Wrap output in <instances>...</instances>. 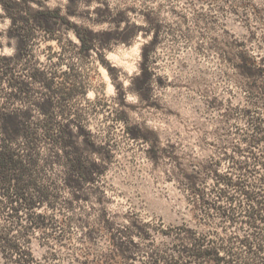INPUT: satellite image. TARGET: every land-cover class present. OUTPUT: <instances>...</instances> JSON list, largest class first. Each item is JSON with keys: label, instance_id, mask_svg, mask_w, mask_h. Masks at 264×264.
Here are the masks:
<instances>
[{"label": "rangeland", "instance_id": "1", "mask_svg": "<svg viewBox=\"0 0 264 264\" xmlns=\"http://www.w3.org/2000/svg\"><path fill=\"white\" fill-rule=\"evenodd\" d=\"M18 13L0 4V111L25 131L0 264H264V0Z\"/></svg>", "mask_w": 264, "mask_h": 264}, {"label": "trees", "instance_id": "2", "mask_svg": "<svg viewBox=\"0 0 264 264\" xmlns=\"http://www.w3.org/2000/svg\"><path fill=\"white\" fill-rule=\"evenodd\" d=\"M0 4L2 9L6 12V15L10 17L11 24L15 26L16 29L21 28L20 24H18V21L23 18L18 13L20 0H0ZM45 13H51V11H46ZM79 36L84 43V38L81 35ZM84 46H86V44ZM85 48H88V46ZM17 115V112L0 111V178H3V180H9V170L15 169L18 171V175L23 174L25 171L24 166L16 160L18 151L12 145V142L18 137L25 136L24 126L17 120ZM15 193H17L18 196L20 195L19 188L15 189ZM27 205L30 206V208L33 207L31 203H27ZM42 217L43 215L41 214L36 215L37 219Z\"/></svg>", "mask_w": 264, "mask_h": 264}]
</instances>
